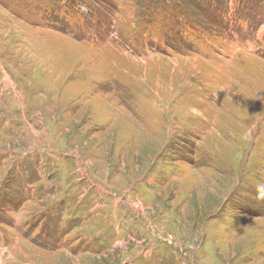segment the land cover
<instances>
[{"label": "rangeland", "instance_id": "1", "mask_svg": "<svg viewBox=\"0 0 264 264\" xmlns=\"http://www.w3.org/2000/svg\"><path fill=\"white\" fill-rule=\"evenodd\" d=\"M258 188L264 0H0V264H264Z\"/></svg>", "mask_w": 264, "mask_h": 264}, {"label": "crops", "instance_id": "2", "mask_svg": "<svg viewBox=\"0 0 264 264\" xmlns=\"http://www.w3.org/2000/svg\"><path fill=\"white\" fill-rule=\"evenodd\" d=\"M115 197V196H114ZM116 198V197H115ZM113 201L114 202H117V200H115L113 198ZM123 217L120 216V215H117L115 216L114 218H111V217H108V218H105L103 220V228L104 229H100V233H107V230H110V229H115L116 231L119 230L120 232L122 231L123 227L120 225V222L122 221ZM113 223H114V226H113Z\"/></svg>", "mask_w": 264, "mask_h": 264}, {"label": "trees", "instance_id": "3", "mask_svg": "<svg viewBox=\"0 0 264 264\" xmlns=\"http://www.w3.org/2000/svg\"><path fill=\"white\" fill-rule=\"evenodd\" d=\"M249 14H251V13H245L244 14V16H248ZM238 19V16L237 17H233V20L234 21H236ZM224 26V28H223V31L224 32H230L231 30L234 32V33H237V34H240L241 35V37H242V35H243V27H242V25L240 24V25H232V26H228V25H223ZM232 28V29H231Z\"/></svg>", "mask_w": 264, "mask_h": 264}, {"label": "clouds", "instance_id": "4", "mask_svg": "<svg viewBox=\"0 0 264 264\" xmlns=\"http://www.w3.org/2000/svg\"><path fill=\"white\" fill-rule=\"evenodd\" d=\"M258 192H261L259 188H258ZM261 198H264V192H261Z\"/></svg>", "mask_w": 264, "mask_h": 264}]
</instances>
